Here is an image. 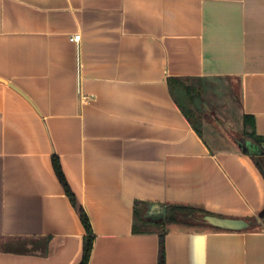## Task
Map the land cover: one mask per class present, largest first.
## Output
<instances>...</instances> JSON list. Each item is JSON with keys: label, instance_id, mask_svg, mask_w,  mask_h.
I'll list each match as a JSON object with an SVG mask.
<instances>
[{"label": "crops", "instance_id": "1", "mask_svg": "<svg viewBox=\"0 0 264 264\" xmlns=\"http://www.w3.org/2000/svg\"><path fill=\"white\" fill-rule=\"evenodd\" d=\"M174 77L200 90L201 134ZM230 81L264 136V0H0V264H79L82 208L87 264H159V231L136 226L165 203L257 216L254 143L216 139L199 105ZM166 227L165 264H264L260 218Z\"/></svg>", "mask_w": 264, "mask_h": 264}, {"label": "trees", "instance_id": "2", "mask_svg": "<svg viewBox=\"0 0 264 264\" xmlns=\"http://www.w3.org/2000/svg\"><path fill=\"white\" fill-rule=\"evenodd\" d=\"M187 79L188 78H183V77L170 78L172 93L175 94L176 93L175 89L177 88L178 92L180 91V94H182L183 97H187V98L195 101V95L198 96L200 94V90L198 88H196L195 85H193L192 81L186 82ZM180 102H181V105H182V108H183L185 114L187 115V117L189 118L191 123L193 124L194 128L201 134L202 133L201 121L198 118L194 117V111L187 104H185L181 100H180ZM251 126H252V124H251ZM245 136L247 138H249L254 143V153L253 154L255 157H257V159L259 161V167H260L261 172L264 176V146L262 145V143L264 142V136L257 134L253 127L250 131L245 132ZM55 166H56V169H57L61 179L63 180V182L66 186V189H67L69 195L75 201L76 200L75 196H74L73 192L71 191L68 183L66 182L65 176L62 172L59 160L57 158H55ZM163 208H164V213H163L162 217H160V219H157V220H145V219H143V223L139 227L136 226V230H146V229H150L151 226H154L155 229L159 231V234H160L159 264H165L164 236H165V233L167 231L166 225L168 223L178 222V221H181L185 224L189 223V222L183 221V219H186L187 216L181 217L179 215L180 213L181 214L184 213V214H187L189 216V215H192L195 212H197V213H200L201 215H203L202 222H197V223L192 222L193 223L192 225L201 223V225H209V226L214 227V228L227 229V230H244V229H247L250 226L254 225L257 222L258 218L264 220V208H263L258 212L257 216H255L253 218H245L249 221V225L247 227L242 228V229H229V228H224V227H220V226L211 224L206 219V215H219V216H224V215L213 213V212L206 210L204 208H201V207H196V206H192V205H185V204L165 203L163 205ZM80 211H81L82 220L86 226L87 233L84 236L83 256H82V260L79 264H87L89 261L90 255H91L92 247H93L94 234H93V228H92V224L90 222L88 214L86 213V211L83 208Z\"/></svg>", "mask_w": 264, "mask_h": 264}, {"label": "rangeland", "instance_id": "3", "mask_svg": "<svg viewBox=\"0 0 264 264\" xmlns=\"http://www.w3.org/2000/svg\"><path fill=\"white\" fill-rule=\"evenodd\" d=\"M220 85L218 90L209 89L203 97V100L199 102V105L201 104L200 108L209 121L208 126H206V131L210 129L209 132L213 134L216 139H220L222 136L224 137L223 139L227 141V144H235L234 140L241 141L242 138H247L245 132L252 129L251 123L250 120L243 119L241 115L240 94L237 82H221ZM175 91L180 100L185 103V98L179 94L177 88ZM192 106L195 113L196 106ZM194 117L197 118L198 115L196 116L195 114ZM179 215L181 217L187 216L186 219H183L184 222H189L186 223L187 226H193V223L202 222L203 220V215L197 212L189 216L184 213H180ZM194 225H201V223Z\"/></svg>", "mask_w": 264, "mask_h": 264}, {"label": "water", "instance_id": "4", "mask_svg": "<svg viewBox=\"0 0 264 264\" xmlns=\"http://www.w3.org/2000/svg\"><path fill=\"white\" fill-rule=\"evenodd\" d=\"M206 219L211 224L229 229H242L249 225V221L241 217L206 215Z\"/></svg>", "mask_w": 264, "mask_h": 264}, {"label": "built area", "instance_id": "5", "mask_svg": "<svg viewBox=\"0 0 264 264\" xmlns=\"http://www.w3.org/2000/svg\"><path fill=\"white\" fill-rule=\"evenodd\" d=\"M80 36H81L80 33H76V34L74 35V38H75L76 40H78V39H80Z\"/></svg>", "mask_w": 264, "mask_h": 264}]
</instances>
